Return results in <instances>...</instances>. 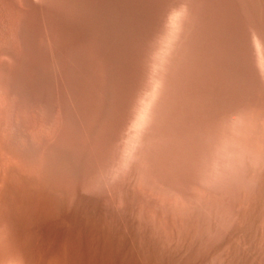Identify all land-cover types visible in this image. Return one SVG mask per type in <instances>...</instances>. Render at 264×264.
<instances>
[{
    "label": "rangeland",
    "instance_id": "obj_1",
    "mask_svg": "<svg viewBox=\"0 0 264 264\" xmlns=\"http://www.w3.org/2000/svg\"><path fill=\"white\" fill-rule=\"evenodd\" d=\"M41 3L0 264H264V0Z\"/></svg>",
    "mask_w": 264,
    "mask_h": 264
},
{
    "label": "bare ground",
    "instance_id": "obj_2",
    "mask_svg": "<svg viewBox=\"0 0 264 264\" xmlns=\"http://www.w3.org/2000/svg\"><path fill=\"white\" fill-rule=\"evenodd\" d=\"M2 2L3 1L0 0V13H1V15H0V133L6 134L12 130L15 134L14 137H15V140L17 141V144L19 145V147H21L24 143L23 131H22V127H21V117H22V111H23L24 96H25L26 92L28 90H30L29 88H31L30 82H32L31 77L33 75L29 70L32 67V65L34 64V61L36 58L38 44H36V40H35L36 37L35 36L38 34H35V30L31 26V24L34 25V23L30 22L31 20H30L29 16L28 15H26L28 17L22 16L20 14V9L23 7L22 6L23 3H28L29 5L33 6L36 9L40 8L42 3H41V0H5V4ZM34 28L37 29L36 27H34ZM221 39H223V38H221ZM36 47H37V49H36ZM254 135L256 136V134H254ZM262 136H264V135H262ZM262 136L260 137L258 135V139H256L257 136L254 137L253 135H250L249 137H250V140L252 142H254V143L257 142L258 144L260 143L259 144V146H260V145H262L261 144L262 142H261V139L259 140V137L262 138ZM262 139H264V138H262ZM248 140H249V138H248ZM34 141H35V139H34ZM33 143L35 144V142H33ZM254 143H252V144H254ZM5 146L3 144L4 149L6 148ZM4 155H3V157H4ZM9 155L10 154H8L7 156H9ZM9 159L10 158H7L8 162H9ZM17 159H14V160L16 161ZM262 159H263V157H262ZM1 161H3V163L5 162L3 159L0 160V162ZM8 162H5V163H8ZM16 162L18 163V161H16ZM263 164H264V161H263ZM2 165H5V164H2ZM5 167H7V166H5ZM246 168H247V166H246ZM19 170H20V168H19ZM253 172H254V170H253ZM19 173H21V172H19ZM252 174H254V173H252ZM3 178H6V177L4 176ZM251 178L254 179V177H251ZM247 179L250 180V178H247ZM255 179H257V178H255ZM34 185H36V184H34ZM15 245L17 246V244H15ZM3 247H4V245H3ZM7 247H8V249L7 248L6 249L10 253L14 254V250L11 247L10 241H7ZM15 257H18V259L20 260V257L18 255H15ZM9 260H10V257H9ZM12 260H13V258H12ZM19 260H16L15 262L18 264ZM5 261H7V260H5ZM11 261H9V262H11ZM12 262H11V264H12ZM15 262H13V263H15Z\"/></svg>",
    "mask_w": 264,
    "mask_h": 264
}]
</instances>
